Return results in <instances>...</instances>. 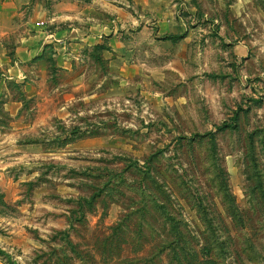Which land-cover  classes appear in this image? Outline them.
Wrapping results in <instances>:
<instances>
[{"label": "rangeland", "instance_id": "1", "mask_svg": "<svg viewBox=\"0 0 264 264\" xmlns=\"http://www.w3.org/2000/svg\"><path fill=\"white\" fill-rule=\"evenodd\" d=\"M137 1L2 85L0 264H264V0Z\"/></svg>", "mask_w": 264, "mask_h": 264}, {"label": "crops", "instance_id": "2", "mask_svg": "<svg viewBox=\"0 0 264 264\" xmlns=\"http://www.w3.org/2000/svg\"><path fill=\"white\" fill-rule=\"evenodd\" d=\"M133 1L138 4L137 0ZM121 4L122 0H0V36L15 39L12 50L4 43L0 46V110L10 116L21 112L24 98L2 92V85L8 82L33 84L30 79H34L27 70L29 65L41 72L45 65L50 66L52 58L62 57L67 64L79 58L76 51L90 49L105 39L115 43L113 51L132 48L133 43L123 46L117 37L118 22L124 20ZM103 9L113 16L102 17ZM151 36L155 39L154 34ZM60 66L70 69L69 65ZM5 141L0 139L1 166L25 158V155L11 152L23 151L25 154L26 142L11 139V143L5 145ZM2 177L0 175V179Z\"/></svg>", "mask_w": 264, "mask_h": 264}]
</instances>
